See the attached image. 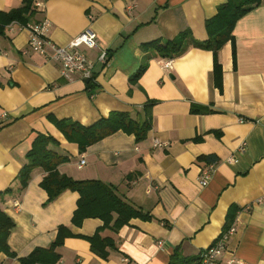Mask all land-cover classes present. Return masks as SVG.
Segmentation results:
<instances>
[{
    "label": "crops",
    "instance_id": "0c3cea01",
    "mask_svg": "<svg viewBox=\"0 0 264 264\" xmlns=\"http://www.w3.org/2000/svg\"><path fill=\"white\" fill-rule=\"evenodd\" d=\"M21 2L0 0V11ZM224 2L41 0L43 8L35 9L26 25L48 21L55 45L65 47L85 31L96 36L93 49L82 48L96 65L91 95L85 81L64 80L60 64L29 50L25 26L6 28L0 37V210L14 224L7 244L15 258L0 252V264H19V258L49 247L59 227L71 235L56 249L57 264H168L176 249L184 258L197 257L230 227L217 264H264V0L236 22L233 44L223 45L215 57L190 47L163 59L143 47L183 31L203 43L205 22ZM102 53L105 65L98 63ZM141 67V76L131 80ZM113 112L148 120L145 139L137 143L117 132L79 153L51 122L88 127ZM37 134L55 139L59 148L54 149L68 156L57 168L60 174L111 186L151 220L132 219L117 231L102 229L103 222L94 218L73 225L78 194L65 191L48 202L40 168L19 191L17 178ZM154 139L167 146L154 149ZM210 164L212 178L203 188L198 177ZM98 230L115 244L107 260L91 251L88 238Z\"/></svg>",
    "mask_w": 264,
    "mask_h": 264
},
{
    "label": "trees",
    "instance_id": "16d2710c",
    "mask_svg": "<svg viewBox=\"0 0 264 264\" xmlns=\"http://www.w3.org/2000/svg\"><path fill=\"white\" fill-rule=\"evenodd\" d=\"M35 0H22L21 6L10 11H0V37L6 33V28L11 24L26 26L34 16ZM261 0H225L217 7L214 17L205 22L207 40L203 43H195L189 38V33L183 31L173 39L161 43L156 40L143 45L144 50L155 52L163 59H174L183 55L190 47L199 48L212 52L213 56L228 42L233 44L232 31L236 22L256 8ZM234 56V53H233ZM141 67L131 80H136L144 72ZM213 74L215 81L220 78V66L214 59ZM86 90L91 95L95 90V83L86 82ZM51 122L63 135L68 144L77 146L78 152L83 153L88 147L102 141L103 139L122 132L135 137L138 143L145 139L149 130L148 120L132 118L128 113L113 112L106 118H101L91 126L85 127L75 121L57 120L51 118ZM54 148H59V143L50 136L35 135L31 149L26 154V163L19 173V191H22L34 169L40 168L45 176L40 183L41 188L48 196V202H53L65 191L78 194L76 210L72 217L73 225H80L88 218L99 219L103 222L102 229L111 228L114 231L127 225L132 219L151 220L148 213L122 201L111 186L100 181H75L72 178L60 174L57 168L69 161L68 156L61 155ZM199 160L212 163L214 157H201ZM1 200V195H0ZM228 217H231L229 214ZM226 229L229 227L228 218ZM13 222L0 210V252L10 258L15 255L10 251L7 239ZM98 230L92 237L88 238L91 251L102 260L108 259V251L115 250L112 239L101 238ZM71 233L66 227H59L56 238L47 248H37L27 257L19 258V264H57L59 255L56 249L63 245L65 238ZM197 257L184 258L178 249L172 254L168 264H193Z\"/></svg>",
    "mask_w": 264,
    "mask_h": 264
},
{
    "label": "built area",
    "instance_id": "2783aa9c",
    "mask_svg": "<svg viewBox=\"0 0 264 264\" xmlns=\"http://www.w3.org/2000/svg\"><path fill=\"white\" fill-rule=\"evenodd\" d=\"M35 9H42L43 4L41 0L33 2ZM29 33L28 48L33 53L39 55L45 60L54 61L60 64V77L68 82H72L76 78L95 83V63L89 60L82 48L93 49L96 45V36L90 32L85 31L74 37L70 43L65 47L55 45L48 37L49 23L46 20L28 24L24 27ZM107 55L102 53L98 57V63L105 65ZM166 66L170 62L165 63ZM167 143H162L154 139L152 147L154 149L166 147ZM85 161L81 158L78 168L84 165ZM214 167L212 164L203 169L198 177V184L201 187H206L213 174ZM17 206V203H15ZM233 232V227L223 231L219 237L207 249L199 253L196 261L193 264H217V257L226 248V243ZM160 246L161 243H158ZM78 264V263H77ZM226 264H245L240 261H230Z\"/></svg>",
    "mask_w": 264,
    "mask_h": 264
}]
</instances>
